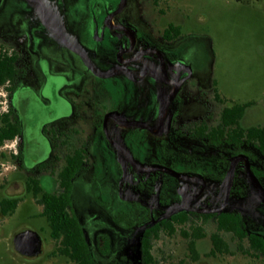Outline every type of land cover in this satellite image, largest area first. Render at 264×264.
Segmentation results:
<instances>
[{"label": "rangeland", "instance_id": "1", "mask_svg": "<svg viewBox=\"0 0 264 264\" xmlns=\"http://www.w3.org/2000/svg\"><path fill=\"white\" fill-rule=\"evenodd\" d=\"M153 1L125 0L124 9L115 18L136 30L139 34L138 47L158 46L160 36L155 28L157 15L153 12ZM118 2L0 0V44L22 53L28 68L24 85L41 103L47 105L51 100L46 88L49 81L71 75L72 86L80 91V95L86 96V85L90 90L87 96L105 100L104 103L100 101L105 109L119 107L124 115L141 110L156 112L162 85L150 82L146 77L137 85L115 81L92 85L91 78L85 75L81 59L63 44L59 36L71 48L92 60L110 62L116 51L114 41L105 39L96 43L92 40L90 10L98 13L101 23L105 10L115 9ZM155 2L158 5L155 11L161 9L165 13L168 9L177 12L176 19L179 18L182 26L180 35L168 45L169 54L190 69V76L182 82L172 106L179 107V111L194 113L201 109V105L218 111L226 105L251 103L253 106L246 110L242 127L256 123L264 125V0ZM153 60L151 55H146L138 64L151 65ZM55 86L56 82H52L51 87ZM214 93L223 99V103L214 101ZM93 110L97 115L101 113L96 107ZM47 128L65 132L71 128L79 129L78 137L70 142L63 141L68 142L64 150L71 152L79 145L87 149L88 160L84 170L73 181L71 212L81 226L93 260L96 264H144L141 243L144 231L154 227L153 219L166 216L177 207L181 200L179 189L184 196H190L198 186L163 173L133 170L102 136L91 138L87 123L69 119ZM109 132L114 141L141 166L161 165L178 172L191 171L205 176V190L194 207L215 208L222 203L228 163L235 153L249 154L251 165L264 174V156L256 149L182 144L176 147L175 152L168 153L172 150V146L168 145L163 158L157 140L145 132L141 131L136 137L131 129L116 130L114 126H110ZM39 133V130H32L31 134ZM31 143L34 151L37 146L35 142ZM66 152L59 150L57 156H49L41 165L44 168L42 171L39 167L31 168V179L39 182L45 177L43 191L60 193L57 178ZM2 163L7 166L5 161ZM23 173L21 168L9 174L10 179H17L11 195L21 197L23 201L6 225H0V264H71L64 257L50 255L51 250L56 251V244L49 237V229L46 220L41 217L42 208L36 198L23 193L22 181L26 179ZM261 184L264 187V177ZM148 207L156 209L150 220L147 218ZM235 209L241 210L239 215L246 235L253 234L264 239V201L250 186L243 168L235 173L225 211L233 213ZM193 222L201 225L206 235L196 243L199 259L196 262L191 260L188 240L179 233L172 237L160 234L151 244L152 254L159 264H264V254L253 256L252 251L240 252L239 245L242 250L248 249L246 240L240 243L230 234L222 235L229 253L208 256L211 249L209 236L215 231V219L203 222L194 218ZM21 229H29L40 236L44 245L41 255L23 259L13 254L11 238ZM105 236L109 243L107 256L100 253L102 240L99 239Z\"/></svg>", "mask_w": 264, "mask_h": 264}, {"label": "flooded vegetation", "instance_id": "2", "mask_svg": "<svg viewBox=\"0 0 264 264\" xmlns=\"http://www.w3.org/2000/svg\"><path fill=\"white\" fill-rule=\"evenodd\" d=\"M119 4H120V0L115 9L105 10V14L101 20V23L99 21L98 13L93 9L90 10L92 40L96 43H101L105 39L107 41L108 40L110 41L111 39L114 41L116 51L114 54V58L110 60V62L101 63L97 60H92L86 54H83L78 50L71 48L70 45L66 42V40H64L61 37L60 34L59 36L63 44L81 59L85 67V75L91 78L92 85L94 83H99V82L106 83L111 81H115L116 83L119 84L130 83L133 85H137V84H141L145 77L148 78V81L150 82H154L162 85L163 90L159 92L158 107L155 113H153L152 111L149 112L146 110H141L138 112L133 111L132 113H126L124 115L119 110V107L105 109L104 104L100 103L101 100H99V98L94 99L91 98V96H87L90 90L87 89L86 85L84 86L86 96L80 95L79 93L80 91H78L76 88L72 86L73 81L71 80L72 79L71 75L66 78L64 77L63 79L60 78L48 82L49 86L47 85L46 88L47 90H49L48 97L51 100L48 102L47 105H44L24 85V80L28 75V68H27L26 60L25 58H23L22 53L18 50L17 51L12 50L10 48L5 47L3 44H0V62H6L7 65L9 66L7 69V74L1 76V79L3 80L0 83V178H1L0 225H6L8 220L14 215L15 210L17 208L16 207L11 213H4L3 209H5V206L8 205L7 202H4V200L13 201L14 199H18L20 200L19 203L23 201L21 197H15L14 195H11L14 193V186L17 179H10L9 174L23 168L24 169L23 176L24 177L26 176V179L25 180L23 179L22 181V190L24 195L31 194V191L28 188V184L30 183L31 180L30 178L31 168L39 167V170L42 171V169L44 168L41 167V165H43V163L46 161V159L49 156H51L52 154L55 156L56 152L59 150L60 151L62 150L63 152L68 151V149L64 150V148L68 146L67 144L68 142L64 143L63 141L70 142L71 139H74L75 137L79 136V129L76 128H71L66 132L57 131L52 128L48 129L47 127L53 123H57L69 119L80 121L81 124L87 123L88 129L91 132L90 134L91 138L97 139V137L102 136L104 141L116 152L117 150L110 144L106 135L107 133L109 138L114 143H116L112 138V136L110 135L109 132L110 126H114L116 130L131 129L136 137L141 131L151 135L157 140V144L159 146V150L163 158L165 157L163 154L165 153V151H167L166 147L168 145L172 146L171 152L169 151L168 153L175 152L176 147L182 144L187 146L195 145V144H206L209 146H216V147L223 145L230 146L227 143L224 144L221 143L220 138H217L219 139L217 141H213L211 139V135L214 132L217 133V130L221 129L220 115L223 111V108L232 105H226L221 109H219L218 111H211L210 107L201 105L200 106L201 109H199L198 112H194V113L179 111L180 109L179 107L172 106L173 101L179 89L182 86V82L185 81L190 76V69L184 66L183 64L179 63L178 61L172 59L169 54L168 45L180 35V28L182 26L179 18L178 20L176 19V16L178 17L177 12L168 9L165 10L166 11L165 13H163L161 9L155 11L158 5L154 0L152 3V7L155 16L157 15L155 18V28L157 34L160 36L158 46L138 47L137 44L139 41V34L136 32V30L133 27L126 24L125 22H119L115 20L117 15H119L120 12L124 9L123 7L118 13H116ZM146 55H151L153 57L154 60L152 64L151 65L138 64L142 60V58L145 57ZM73 73L76 75L75 72ZM52 82H56L55 88L51 87ZM212 98L214 99L215 102L217 101L219 103H223V99L219 98L218 94L216 93H214ZM103 101L105 100L102 99L101 102ZM99 104H101V106H99ZM247 104L249 105L248 107L245 108L244 114L240 120L241 127L243 126V120L246 110H248L253 106V104L251 103H247ZM94 107L98 108L101 111V113L98 115L95 114V112H93ZM162 109H163V113L160 115ZM85 117H87V119ZM85 120H87V122ZM131 123H141L145 125L148 129L127 126V124H131ZM257 125H259V123H256L252 126H248L247 128ZM16 129L18 131L17 134H15ZM32 130L33 131L39 130L40 133L38 135L35 134L32 136L31 134ZM157 131H159V134L157 135H154L152 133ZM46 138L48 139L49 144L47 143ZM31 141L33 143L35 142L34 145L37 146V148L34 151L32 150ZM58 141H60V143H57ZM75 143L78 144L77 142ZM231 147H235V146H231ZM77 152H81V154L83 155V161L81 168L78 170V172L75 174V176L71 181L72 187H71L70 197L72 195L74 178L84 170L85 164L88 160L87 149L83 145L81 146L79 145V148L74 149L71 152L64 153L61 160L62 166L59 171L60 173L63 170L67 159L75 156ZM239 154H242L247 157L250 163V169L252 171V168H254L253 165H251L252 159L247 153H235L229 160L228 168L231 159ZM119 155L122 156L121 154ZM122 158L135 171L144 172V173H151V172L163 173L169 175L170 177L176 180H179L171 176L170 174L162 171L145 172V171L137 170L128 162V160L125 157L122 156ZM3 161H5L7 166H5L4 163H2ZM135 163L139 165L136 161ZM157 166H161V165H155L153 167H157ZM153 167H145V168H153ZM166 168H169L180 174H184L190 177H195L197 179H202L205 182V187H206L207 179L205 178V176L199 173H194L191 171L178 172L171 167H166ZM241 168L244 169V161L239 162L237 164L234 172L233 183H234L235 173ZM244 175L246 177L245 169H244ZM45 180H46L45 177H42L40 179L39 185L40 186L42 185L41 187H45V184L43 183V181L45 182ZM182 182L197 185L198 188L197 191L190 196H184L183 191L179 189L181 200L178 202L177 207L181 203H184L193 196H195L201 189V186L197 183H191L187 181H182ZM233 183H232V188H233ZM258 184L262 189L264 188L263 185L261 184V181ZM164 185L165 184L163 183V186ZM232 188L230 191V196L232 193ZM223 199H224V193H223ZM196 200H194V202L191 204V208H199V207H194V203L196 202ZM221 204L219 206H221ZM174 209L175 208H173L172 210ZM147 210H148L147 218L149 220L151 218L153 219V213L156 209L148 207ZM172 210H170L166 216L163 217L159 216L156 219H153L154 221L152 223L154 224V226H157L162 221L169 219L173 215L170 214ZM234 211L235 212L233 213H238V214L239 212H241L240 209H235ZM114 222L116 225L118 224L116 221ZM26 230L29 229H21L16 233H14V235L11 238V250L14 255L23 259H31L38 257L39 255H41V253L44 250V245L42 240H41V253L35 257H27L21 255L15 250L14 241H13L14 237L17 234ZM147 231H149V229L144 231L143 237L141 239L142 241L143 238L145 237L144 236L145 232ZM99 240H102L100 253H102L103 256L109 255L108 237L107 236L100 237ZM53 252H54L53 250L50 251L51 256L56 255L55 254L56 251L54 253ZM90 254H92L91 251Z\"/></svg>", "mask_w": 264, "mask_h": 264}, {"label": "trees", "instance_id": "3", "mask_svg": "<svg viewBox=\"0 0 264 264\" xmlns=\"http://www.w3.org/2000/svg\"><path fill=\"white\" fill-rule=\"evenodd\" d=\"M239 1V0H237ZM8 65L6 62H0V83L2 75L7 74ZM249 104L232 105L223 108L220 115L221 129L211 135L213 141L220 138L221 143H227L230 146H247L256 149L264 156V125H257L249 128H243L240 120L244 110ZM17 129L15 134H17ZM83 155L77 152L75 156L67 159L65 167L58 174L60 193H50L42 190L37 180L31 179L28 188L37 204L42 208L41 217L46 220L49 237L56 244V255L66 258L71 264H96L93 260L88 244L84 238L81 226L71 212V181L78 170L81 168ZM252 174L259 183L264 174L255 168H252ZM8 205L3 209L4 213H11L18 205L20 200L14 199L7 201ZM200 219L205 222L208 219H215V231L209 236L211 249L208 256L224 255L229 253V247L222 238L223 234H230L233 239H238L240 243L246 240L248 249L240 252L252 255L264 254V239L257 235H246L243 230V223L238 213H228L226 211L216 215H197L194 213L178 212L169 219L162 221L145 232L142 241V255L144 264H159L158 260L152 254V242L157 240L160 234L172 237L179 233L184 239L188 240V251L190 258L196 262L199 259L196 243L206 237L201 225L193 222V219Z\"/></svg>", "mask_w": 264, "mask_h": 264}, {"label": "water", "instance_id": "4", "mask_svg": "<svg viewBox=\"0 0 264 264\" xmlns=\"http://www.w3.org/2000/svg\"><path fill=\"white\" fill-rule=\"evenodd\" d=\"M124 4H125V0H120V4H119V7H118V10L116 11V13H118L124 7ZM162 113H163V109L161 110L160 115ZM127 126H133V127L148 129L145 125H143L141 123H131V124H127ZM105 133H106V131H105ZM152 133L154 135H157V134H159V131L152 132ZM106 135H107V138H108V141L110 142V144L117 150V152L119 154H121L123 157H125L128 160V162L135 169L140 170V171H145V172L162 171V172L170 174L171 176H173L179 180L187 181V182H191V183H197L201 186L200 191L195 196H193L192 198H190L186 202L181 203L178 207H176L174 210H172L170 212V214H174L177 212H186V213L192 212V213H196L199 215H213V214H220V213L224 212L227 205H228L230 191L232 188L233 177H234V172H235L236 166L239 162H243V161H244V169H245V173H246V178H247L250 186L252 187L254 192L264 201V190L260 187V185L258 184L256 179L254 178L252 171L250 169V163H249L247 157L242 155V154L234 156L230 161L229 168H228L227 173H226L225 188H224V199H223V203L221 204V206L216 207V208H206V207L191 208V204L194 202V200L197 199V197L202 193V191L205 188V182L202 179H197L195 177H190V176H187L184 174H180V173H177V172H175L169 168L162 167V166H157V167H153V168H145V167L139 166L135 163L134 159L124 149H122L120 146H118L116 143H114L109 138L107 133H106ZM13 241H14L15 250L21 255H24L27 257H35L41 253V238L34 231H31V230L23 231V232L17 234L14 237Z\"/></svg>", "mask_w": 264, "mask_h": 264}]
</instances>
